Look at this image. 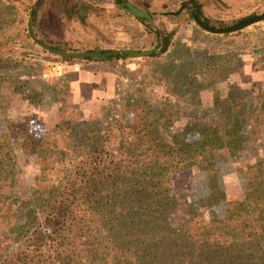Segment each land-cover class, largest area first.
Masks as SVG:
<instances>
[{"label": "trees", "instance_id": "16d2710c", "mask_svg": "<svg viewBox=\"0 0 264 264\" xmlns=\"http://www.w3.org/2000/svg\"><path fill=\"white\" fill-rule=\"evenodd\" d=\"M28 1L32 27L45 0ZM113 1L128 10L125 0ZM182 2L177 15L164 16L174 22L195 16L210 25L202 0ZM135 16L151 26L160 15ZM164 30L154 32L148 58L170 47L174 34ZM38 42L63 52L75 48L38 40L28 29L0 43V264H264V155L238 161L263 145L264 81H252L244 67L264 72V43L234 54L204 52L200 65L182 77L200 100V120L182 128L197 135L188 141L172 132L180 113L176 94L175 103L163 97L152 107L140 100L115 121H52L41 133L33 131L31 118L12 119L13 98L38 105L40 95L24 94L38 78L25 71L39 60L26 49ZM127 59L118 52L107 59L62 62ZM164 72L160 79L168 81ZM14 73L26 81L8 96ZM202 75L210 79L206 85ZM104 109L96 112L102 115ZM127 111L133 121L124 118ZM73 133L78 137L71 143L65 136ZM24 154L37 168L30 182L21 165ZM219 155L240 163L243 183L236 193L221 186ZM193 168L207 178V196L199 205L188 197Z\"/></svg>", "mask_w": 264, "mask_h": 264}, {"label": "rangeland", "instance_id": "374dc122", "mask_svg": "<svg viewBox=\"0 0 264 264\" xmlns=\"http://www.w3.org/2000/svg\"><path fill=\"white\" fill-rule=\"evenodd\" d=\"M2 1L3 0H0V20L1 9L5 7ZM9 1L15 2L16 0ZM202 1L203 14L205 15L204 18L208 19L210 26L214 27L228 26L251 14H259L264 11V0ZM7 5H9V3H7ZM14 7L17 6L14 5ZM180 7L181 4H178V1L175 3V6H169L171 11L175 12L180 11ZM118 8L120 11L116 9L110 11L108 14L98 11L100 8H97L95 14L88 15L87 19L90 17L91 19H94V21L90 20L91 22L88 23L92 29L97 31V33H101V30H113L114 32L109 31V36H95L94 34L93 37H90L89 34H87V36H85L86 38H84L87 40L86 42H88L85 43L87 46L98 45V47H100L99 50L105 51H122L137 47L134 40L138 39V36H132V40L128 42L122 38L119 39L115 37V29L123 27L122 25H124L123 22H125V19H129L131 16L127 13L130 11L126 9L123 10L120 7ZM104 9L105 8H103V10ZM103 10L101 9V11ZM18 16L19 14L17 17ZM157 17L155 20H152L151 26L148 23L141 21L144 29L148 32L153 42L151 41L148 44L140 47L138 46L139 49L134 50L154 51V32H163L164 26L165 32H171L174 34L170 47L166 53L163 55L159 54L154 58L146 57L142 59L115 61L117 62V93L112 100L104 102L103 106L105 109L102 115L101 112L86 114L81 110H77L73 105L74 109L68 107L69 104H72L68 99V89L66 90L65 83L61 82L62 77L56 75L58 72L56 64L61 63L62 59L43 50L38 45H34L32 48L30 47V49L26 50L36 55L39 60L35 62L37 65L35 68L27 70L25 73L37 75L38 78L28 82V92L24 94L40 95L37 99L38 105H28L24 100H21L22 97L20 99L13 98L10 104V117L12 119L18 117L31 118L33 131L41 133V131L45 129V125L52 121H115L117 120L119 113L125 110L129 105H135L138 104V102L147 101L145 102L148 104L147 106L152 107L156 106L159 99L163 97H168L171 102L175 103L176 98H173V95L176 94L178 96L176 101L179 103L178 106L180 113L175 118L176 122L174 123L172 132L178 133L179 137L182 139L188 141L195 140L197 138L195 133L184 134L182 128L186 124L200 120V100L198 102L196 95L191 94L189 88L183 85L182 77L200 65V54L204 52L215 49L220 52L226 51L234 54L239 50H249L254 45L264 43V21L240 32L222 36L204 32L194 21H189L187 18L176 22L175 25L166 29L167 25L161 22ZM19 19H21L20 16ZM0 26H2L0 27L1 36L4 29L8 27L4 26L3 21H0ZM26 29H28V27H24L23 30ZM112 33H114V35ZM0 39H2V37H0ZM74 47L75 48L70 49L69 52L87 50L75 44ZM188 50H190V53ZM163 70L165 71V76L169 77L168 81L160 79V74ZM173 71L175 72L172 75ZM19 75L20 74L14 73L9 76V83L8 86H6V93L8 96H13L14 90L19 88L21 83L26 81L24 78L19 79ZM201 81L206 85L209 83L210 79L208 76L202 75ZM246 91L249 92V90ZM50 105H53V110L49 109ZM130 112L131 111H127L124 113V118L127 121H133V115ZM77 137V134L73 133L71 136L66 135L65 139L73 143ZM253 153H255L254 156L256 157L259 153L264 155V137L263 145L256 147L254 152L252 149H248L246 154H240L238 161L241 162V158L251 157ZM21 165L24 168L26 180L30 182L37 174L36 166L33 164L32 159L25 154L21 156ZM216 169L218 171V179L222 188L228 194L236 193L243 183L242 175L239 173L240 163H234L224 155H219L216 162ZM189 179L191 184V193L188 195L189 201L199 205L198 201L207 196L208 192L206 174L198 168H193ZM214 208L218 214H222L223 208L221 206Z\"/></svg>", "mask_w": 264, "mask_h": 264}, {"label": "crops", "instance_id": "0c3cea01", "mask_svg": "<svg viewBox=\"0 0 264 264\" xmlns=\"http://www.w3.org/2000/svg\"><path fill=\"white\" fill-rule=\"evenodd\" d=\"M5 1L9 4L11 2L13 8L7 5L1 9L0 21H3L4 26L8 28L4 27L5 29L0 36L2 37L0 43L16 38L19 31H22L24 27H28L29 31L30 28L31 30L33 29L36 39L50 44L58 45L64 43L87 46L85 43L88 42L84 39L87 34L90 37H93L94 34L95 36H109V31L114 32L113 30H101V33H97L96 30L90 27L88 22H91L90 20L94 21V19H91V17L87 19L88 15L95 14L97 8H100L98 11L105 14L119 9L113 0H45L38 9L36 19L31 27L27 7L28 0ZM125 1L129 5L128 11L130 12L127 13L131 16L123 22L125 26L122 25L123 27L121 28L118 26L119 28L115 29V37L122 38L128 42L132 40V36H138V39L134 40L137 46L134 49H139L140 46L152 41L140 20L135 16L136 13L160 15L159 20L165 23L167 25L166 29H168L170 26L175 25L176 22L164 15L177 13V11H171L169 6H175L177 1L178 4L183 5V0ZM14 5L17 7H14ZM103 8L105 9L103 10ZM18 14L21 19H19V16L17 17ZM112 34L114 35V33ZM153 39L155 41L154 36ZM116 64L117 62L115 61H65L56 64L58 70L56 75L62 77L61 82H64L66 90L68 89V99L72 105L86 114H94L103 106L104 102L112 100L117 93ZM249 67L250 65H246L244 68L247 69ZM246 69L244 75L249 76L252 81H264V72H252V70L247 71Z\"/></svg>", "mask_w": 264, "mask_h": 264}, {"label": "water", "instance_id": "95a60500", "mask_svg": "<svg viewBox=\"0 0 264 264\" xmlns=\"http://www.w3.org/2000/svg\"><path fill=\"white\" fill-rule=\"evenodd\" d=\"M185 5H182L180 9H182ZM179 12V11H178ZM174 13V15L178 14ZM31 20V17H30ZM193 21L196 23L198 27H200L204 32L212 35H225V34H232L240 32L250 26L255 24L261 23L264 21V11L259 14H251L243 19L238 20L237 22L224 26V27H214L208 24H205L203 21L199 20L197 17H193ZM30 33L31 28H30ZM38 45L43 48L45 51L52 53L62 60H83L87 58L91 59H107L112 56L118 54V52L122 53L129 59H142L146 58L153 50H144V51H137V50H122V51H108V52H101V51H80V52H63L58 49H55L51 45L45 44L43 42H38Z\"/></svg>", "mask_w": 264, "mask_h": 264}]
</instances>
